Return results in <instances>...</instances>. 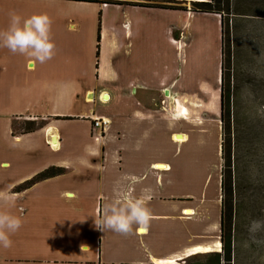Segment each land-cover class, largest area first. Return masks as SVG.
<instances>
[{"label": "crops", "instance_id": "obj_1", "mask_svg": "<svg viewBox=\"0 0 264 264\" xmlns=\"http://www.w3.org/2000/svg\"><path fill=\"white\" fill-rule=\"evenodd\" d=\"M12 13L46 14L55 48L40 63L0 47V211L22 220L0 264H189L218 252L189 251L220 245V16L0 0V31ZM94 119L108 126L94 130ZM28 121L41 127L14 131ZM50 167L62 173L23 187ZM118 183L148 197L150 222L133 234L94 224Z\"/></svg>", "mask_w": 264, "mask_h": 264}, {"label": "rangeland", "instance_id": "obj_2", "mask_svg": "<svg viewBox=\"0 0 264 264\" xmlns=\"http://www.w3.org/2000/svg\"><path fill=\"white\" fill-rule=\"evenodd\" d=\"M220 3V7L225 8V1ZM229 9L231 14H224L222 18L225 32V55L222 57L224 89L229 94L231 106L229 125L232 146L231 186L227 185L226 214L230 211L232 216L234 264H264V232L257 233L253 238L247 231L250 220L264 219V153L260 149L264 130V0H230ZM95 17L93 21L98 23L99 12ZM197 22L211 36L207 20L196 17L194 23ZM95 40L98 41L96 33ZM95 40L94 55L98 49ZM217 46L215 37L216 49ZM205 54L207 56L208 49ZM208 62L207 57L198 69H207ZM255 118L257 121L254 123ZM27 127L25 122H21L14 131L22 132ZM222 168L221 159V171ZM254 170H257L258 176H254ZM187 211L190 215L191 211ZM195 249H190V254L203 251ZM206 256L200 254L188 263L204 262Z\"/></svg>", "mask_w": 264, "mask_h": 264}, {"label": "clouds", "instance_id": "obj_3", "mask_svg": "<svg viewBox=\"0 0 264 264\" xmlns=\"http://www.w3.org/2000/svg\"><path fill=\"white\" fill-rule=\"evenodd\" d=\"M51 21L46 14H33L27 18L12 13L6 31H0V47L12 53L27 54L36 61L44 63L54 55L55 45L51 42ZM130 184L136 182L135 177H125ZM147 196H135L132 191L117 184L112 189V197L102 205V215L94 224L103 232L110 230L115 233L129 235L141 227H147L151 219V211L147 206ZM22 224L20 217L0 211V247L12 245L10 235L15 233ZM247 231L251 237L264 232V219L250 220Z\"/></svg>", "mask_w": 264, "mask_h": 264}, {"label": "trees", "instance_id": "obj_4", "mask_svg": "<svg viewBox=\"0 0 264 264\" xmlns=\"http://www.w3.org/2000/svg\"><path fill=\"white\" fill-rule=\"evenodd\" d=\"M74 2H84V3H96V4H111V5H128L135 7H143V8H157L163 10H177V11H189L191 13H205V14H215L221 17V54L222 57L225 55L224 50V14H231L229 9L230 0L225 1V8L220 7L221 0H209L208 2H176L173 0H139L145 2H133V3H121L115 0H69ZM180 4H185V6H181ZM98 48V47H97ZM98 50V49H97ZM98 54V51L96 55ZM224 64L223 59L221 63V99H220V121H221V159L223 162V168L221 171V235H220V247L205 249L202 252H209L211 250H217L218 252L208 253L206 254V260L201 263H191V264H234L235 263V250H234V240L232 237V223H231V212L229 211L228 215L226 214V198H227V185L230 188L231 186V132L229 125V94H226L224 89ZM257 121V118L254 119ZM247 121V120H246ZM29 127L22 130V134H27L33 132L38 127H41L40 124H36L35 122H25ZM227 136V137H226ZM262 144L260 145V149L262 153H264V130L262 131ZM62 173L61 168L50 167L45 169L44 171L35 175L31 180L26 182L23 187L29 186L37 181H41L44 179H48L51 177H55ZM254 176H258L257 170L253 171ZM228 181V182H227ZM221 248V249H220ZM221 250V251H220ZM237 263L238 260L236 259ZM173 262V261H172Z\"/></svg>", "mask_w": 264, "mask_h": 264}, {"label": "built area", "instance_id": "obj_5", "mask_svg": "<svg viewBox=\"0 0 264 264\" xmlns=\"http://www.w3.org/2000/svg\"><path fill=\"white\" fill-rule=\"evenodd\" d=\"M108 126V121L105 119H94L92 120V129H96L99 132L104 130ZM100 135V134H99Z\"/></svg>", "mask_w": 264, "mask_h": 264}, {"label": "bare ground", "instance_id": "obj_6", "mask_svg": "<svg viewBox=\"0 0 264 264\" xmlns=\"http://www.w3.org/2000/svg\"><path fill=\"white\" fill-rule=\"evenodd\" d=\"M216 244L217 243L213 242V243H209V244H203L201 246L198 245L199 247H196L195 250H205V249L219 248L220 245L219 244L216 245ZM220 244H221V242H220Z\"/></svg>", "mask_w": 264, "mask_h": 264}]
</instances>
